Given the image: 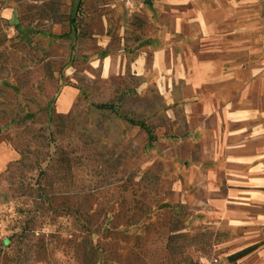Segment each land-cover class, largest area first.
Here are the masks:
<instances>
[{
  "label": "rangeland",
  "instance_id": "obj_1",
  "mask_svg": "<svg viewBox=\"0 0 264 264\" xmlns=\"http://www.w3.org/2000/svg\"><path fill=\"white\" fill-rule=\"evenodd\" d=\"M168 19L155 0H0V146L21 155L0 174V264H236L231 249L253 242L222 244L244 227L186 204L226 196L237 210L246 192L205 198L187 189L185 169L199 146L218 159L213 138L257 136L214 163L234 187L264 183V154L251 158L264 148V111L231 121L250 114L235 105H264V47L186 95L187 62L154 61L170 51ZM219 91L215 102L231 107L215 126L201 105ZM249 212L264 241V208Z\"/></svg>",
  "mask_w": 264,
  "mask_h": 264
},
{
  "label": "crops",
  "instance_id": "obj_2",
  "mask_svg": "<svg viewBox=\"0 0 264 264\" xmlns=\"http://www.w3.org/2000/svg\"><path fill=\"white\" fill-rule=\"evenodd\" d=\"M165 4L169 8V19L167 22V35L170 51L167 49L155 52L154 61L160 69L163 63L170 58L174 63L182 64L186 61L188 70L184 77V92L186 95L194 94L199 82L210 80L228 79L225 69L228 66L239 63L243 64L254 61L257 57L260 47H264V0H155ZM185 59V60H184ZM231 88L222 89V94L230 95ZM250 92L254 95L255 91L245 88L240 91V95L245 96ZM221 94L219 92L212 93V100L204 99L201 105L204 112L211 123L217 122L220 117H224L225 112L231 106H226L215 102L214 96ZM210 101V102H209ZM239 112H250V114H236L231 121L241 122L243 119L256 118L255 113L264 111V105L254 104L250 101L235 105ZM215 113V114H212ZM253 113V114H252ZM221 121V120H220ZM215 124V123H214ZM216 126V124H215ZM217 129V127H216ZM213 131V137L216 134ZM233 133L240 136L243 130L236 129ZM251 135H257V132H250ZM217 137V136H216ZM219 139V141H218ZM258 138L251 137L247 140H238L235 138L233 142L225 141L224 137L213 138V149L217 153H221L218 159L212 162L207 161V150L199 146V161L194 164H187L185 169L187 172L186 187L187 189L200 190L203 197L214 194L220 188L225 187L226 195L232 191L246 192L248 197L247 203H239L237 210L229 208L228 203L223 196V200H206L203 203L192 204L186 201L191 207L201 208L205 218L213 225L221 226L226 223H240L244 230L241 235L233 238H227L222 244L227 246L241 243L243 240L253 239V242L231 249L227 257L234 255L243 249L253 245L261 244V247L251 255L236 262L240 263L244 260H256L264 256V241L258 234H262L261 230L252 228L253 222H258L248 211L264 208V183H259L258 179H252L254 184H243L234 187L229 181L228 169L221 170L215 166L221 159L229 160V158L238 159L240 150L246 144H255ZM218 142H220L218 146ZM257 145V144H255ZM253 147L251 158H258L264 154V148L258 146ZM7 146H0V174L7 170V167L19 159L16 152H5ZM250 181V179H249ZM233 188H236L234 190ZM263 199V200H261ZM219 208L216 212L213 208ZM257 224V223H256ZM219 228V227H218ZM259 229V228H258ZM262 237V236H261ZM263 238V237H262ZM264 264V260L259 262Z\"/></svg>",
  "mask_w": 264,
  "mask_h": 264
},
{
  "label": "trees",
  "instance_id": "obj_3",
  "mask_svg": "<svg viewBox=\"0 0 264 264\" xmlns=\"http://www.w3.org/2000/svg\"><path fill=\"white\" fill-rule=\"evenodd\" d=\"M16 153L18 155H20L18 152H16ZM260 247H261V244H257V245H253L251 247H248L246 249H243L242 251H240V252H238V253H236L234 255H231V256L227 257V261L229 263H236V262L242 260L243 258L251 255L252 253L256 252Z\"/></svg>",
  "mask_w": 264,
  "mask_h": 264
},
{
  "label": "built area",
  "instance_id": "obj_4",
  "mask_svg": "<svg viewBox=\"0 0 264 264\" xmlns=\"http://www.w3.org/2000/svg\"><path fill=\"white\" fill-rule=\"evenodd\" d=\"M121 1L124 3V5H126V7L130 8L135 5L136 0H121Z\"/></svg>",
  "mask_w": 264,
  "mask_h": 264
}]
</instances>
